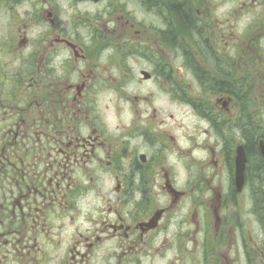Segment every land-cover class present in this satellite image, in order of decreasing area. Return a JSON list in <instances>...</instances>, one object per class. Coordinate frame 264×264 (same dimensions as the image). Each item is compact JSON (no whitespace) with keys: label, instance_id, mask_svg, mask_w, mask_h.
Returning a JSON list of instances; mask_svg holds the SVG:
<instances>
[{"label":"flooded vegetation","instance_id":"flooded-vegetation-1","mask_svg":"<svg viewBox=\"0 0 264 264\" xmlns=\"http://www.w3.org/2000/svg\"><path fill=\"white\" fill-rule=\"evenodd\" d=\"M0 264H264V0H0Z\"/></svg>","mask_w":264,"mask_h":264},{"label":"rangeland","instance_id":"rangeland-1","mask_svg":"<svg viewBox=\"0 0 264 264\" xmlns=\"http://www.w3.org/2000/svg\"><path fill=\"white\" fill-rule=\"evenodd\" d=\"M248 21H249V19L243 18V20H241L240 27L243 26V25H245Z\"/></svg>","mask_w":264,"mask_h":264},{"label":"water","instance_id":"water-1","mask_svg":"<svg viewBox=\"0 0 264 264\" xmlns=\"http://www.w3.org/2000/svg\"><path fill=\"white\" fill-rule=\"evenodd\" d=\"M243 164V163H242ZM243 170V169H242Z\"/></svg>","mask_w":264,"mask_h":264}]
</instances>
